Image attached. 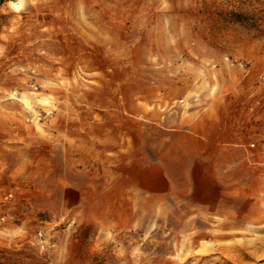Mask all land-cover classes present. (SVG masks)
Segmentation results:
<instances>
[{"label": "rangeland", "instance_id": "374dc122", "mask_svg": "<svg viewBox=\"0 0 264 264\" xmlns=\"http://www.w3.org/2000/svg\"><path fill=\"white\" fill-rule=\"evenodd\" d=\"M11 3L0 264H264V0ZM206 108L245 135L218 203L135 196L126 175L156 155L164 114Z\"/></svg>", "mask_w": 264, "mask_h": 264}, {"label": "crops", "instance_id": "0c3cea01", "mask_svg": "<svg viewBox=\"0 0 264 264\" xmlns=\"http://www.w3.org/2000/svg\"><path fill=\"white\" fill-rule=\"evenodd\" d=\"M239 120L234 112L207 108L164 114L156 155L136 160L126 175L132 193L158 201L179 198L210 206L218 203L223 176L228 173L224 169L245 165V135ZM254 137L259 139L262 134L258 131ZM192 167L201 168L200 179H193L196 170Z\"/></svg>", "mask_w": 264, "mask_h": 264}, {"label": "clouds", "instance_id": "9594fccd", "mask_svg": "<svg viewBox=\"0 0 264 264\" xmlns=\"http://www.w3.org/2000/svg\"><path fill=\"white\" fill-rule=\"evenodd\" d=\"M25 6V0H17L15 3H11L10 7L19 12Z\"/></svg>", "mask_w": 264, "mask_h": 264}, {"label": "bare ground", "instance_id": "6f19581e", "mask_svg": "<svg viewBox=\"0 0 264 264\" xmlns=\"http://www.w3.org/2000/svg\"><path fill=\"white\" fill-rule=\"evenodd\" d=\"M11 2H12V3H15V2H16V0H11Z\"/></svg>", "mask_w": 264, "mask_h": 264}]
</instances>
